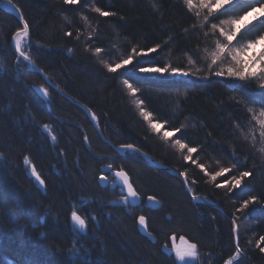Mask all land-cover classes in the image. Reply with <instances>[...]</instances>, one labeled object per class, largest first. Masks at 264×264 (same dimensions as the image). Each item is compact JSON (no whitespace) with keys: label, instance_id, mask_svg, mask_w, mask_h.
Wrapping results in <instances>:
<instances>
[{"label":"trees","instance_id":"1","mask_svg":"<svg viewBox=\"0 0 264 264\" xmlns=\"http://www.w3.org/2000/svg\"><path fill=\"white\" fill-rule=\"evenodd\" d=\"M12 2L30 27L23 50L52 82L91 108L107 140L132 144L151 160L185 172L190 192L218 207L192 201L179 177L105 142L79 106L50 88L27 62L17 60L11 38L21 23L0 7V264H178L172 251L164 249L171 248L173 236L198 245L199 264H224L237 245L242 253L234 264H264V154L258 151L264 142L258 121L252 122L240 103L244 98L258 115L261 104L248 103V98L262 99L259 82L233 89L223 82L228 78L206 75V49L216 39L205 40L210 25L202 28L183 0ZM260 4L264 0H236L233 7L247 10ZM97 7L115 15L97 13ZM259 20L264 18L241 31ZM256 35L245 34L232 47L238 49ZM157 45L161 47L155 52L148 51ZM134 48L146 54L144 62L137 63ZM106 64L122 67L110 72ZM165 64L203 70L188 77L139 71ZM124 80L138 90L135 96ZM35 87L49 95L40 96ZM141 100L159 133L140 115ZM164 132L171 138L163 139ZM175 139L197 149L193 159L205 170L183 160L187 153L174 145ZM104 165L125 170L143 201L152 195L161 205L148 209L143 202L131 208L120 201L116 190L97 181ZM232 165L236 168L230 173L211 180L210 173ZM32 166L44 188L33 179ZM242 171L250 175L239 187L229 191L219 186L233 183L232 177ZM251 196L258 203L241 209ZM73 210L85 218L84 232L71 224ZM141 215L147 220L146 234L138 229Z\"/></svg>","mask_w":264,"mask_h":264},{"label":"snow or ice","instance_id":"2","mask_svg":"<svg viewBox=\"0 0 264 264\" xmlns=\"http://www.w3.org/2000/svg\"><path fill=\"white\" fill-rule=\"evenodd\" d=\"M12 0H0V4H4L5 6L10 5ZM67 3L75 4L78 0H66ZM185 7L188 11L194 15L197 21L200 22L202 28H209L208 32L204 33L205 40L207 41L209 37L215 36L216 39L210 42L209 47L211 50L206 49V57L204 60V64L207 67V76H211L214 78H228L223 82L230 84L233 89L240 88L243 86L250 85L253 81L259 82V95L262 99H257L255 97L248 98V103H260L261 107L257 111L249 108L247 103L244 102V98L241 99L240 103H244L247 112L252 114V122L258 121L259 123V137L260 141L264 142V48H261L259 54L257 55L255 52L247 59L241 56V53H246L249 49H253L255 45L261 44L264 42V35L259 34L262 30H264V20H259L257 24H252L247 28H244L241 31L242 22L244 18L248 16L249 11H259L262 17H264V4H260L258 9H252L251 6H247V10L240 8L239 6L233 7L236 4V0H183ZM256 3L259 4V0H256ZM19 12V10L17 9ZM95 12L101 13L104 16L115 15L114 13L102 12L101 8H95ZM228 13H237L234 17L220 21L219 23H212V21H218L221 16H226ZM242 13V14H239ZM19 19L23 21L22 25L15 31L13 35V39L15 41V50L19 53L17 60L23 58L24 61H28L29 64L34 65V61L31 58L30 53H26L23 49L25 47V41L30 36V27L28 21L24 18L23 14H19ZM227 25V27H225ZM192 31L196 30V26L194 25L191 29ZM255 31L257 35L255 38L250 39L242 48L236 49L233 48L232 45L237 43L239 38L244 36L245 34H251ZM239 33V36H238ZM69 36L72 33H68ZM30 47V46H29ZM160 45H157L156 48L149 49V52H155L157 48H160ZM68 51H72L69 49ZM97 53L101 52V49H96ZM132 52L139 57L137 63L144 62L145 53L137 52L134 48ZM197 58H199V54L196 53ZM230 57V59H228ZM132 59L130 56L128 60H124L123 64H128ZM227 61V62H226ZM110 72H114L116 68H121V64H117L115 68L112 67L111 64L105 65ZM203 69H196L193 71L191 68H178L172 67L169 64H165L163 67L156 68H141L139 69L142 73H157V74H168L170 76H183L188 77L189 75L196 76ZM46 75V73H45ZM123 84L126 86L129 93L133 96L137 93V89L133 87L128 80H124ZM43 94L48 96V90L43 89ZM140 106V115L147 121L149 127L159 133L160 128L157 124L153 123V115L151 112L146 111L144 108V102L137 101ZM94 120L96 119L93 114L92 117ZM250 122V123H252ZM45 130L51 131L50 126L45 124L43 125ZM177 133L184 135L181 132V129H176ZM255 132V127H252L250 135ZM163 139L168 140L171 138V133L164 132ZM247 138V137H246ZM52 139L55 140L56 137L53 135ZM87 136H85V141H87ZM253 147H255L256 137L253 135ZM174 145L179 148L182 152H186L187 154L183 156V160L191 161L193 164H197L201 170L204 169V165L200 164L197 160L193 159V154L197 153L196 148H190L187 144L182 143L180 139H175ZM121 149L124 150H132L137 151L135 146L132 144L121 145ZM261 154H264V147L258 149ZM2 155V154H0ZM235 159V153L232 154ZM28 157H25V161H28ZM186 166V165H185ZM106 167L111 170V165H106ZM236 168V165H232V168H224L221 167L218 171L214 173H210V178L212 181H215L217 177L223 176L225 173H230L233 169ZM32 175L36 177V180L39 184L43 185L45 181L40 178V175L37 173L36 167L32 166L31 168ZM178 175L184 177L183 183L188 184L187 174L185 172H178ZM250 173L248 171H242L238 176H233V183H225L224 185H219L220 187H226L229 191L233 188L239 187L241 182L245 177H248ZM115 176L120 178L122 181V187L127 188L128 194L131 197H137V192L134 190L132 183L130 182L129 176L123 170L117 171ZM100 179L102 181H106V176H101ZM188 191H193L192 188H189ZM194 199L196 197H193ZM125 200L128 197H124ZM151 200L155 201V197H150ZM258 203L257 198L255 196H251L249 199L243 201L241 205V209H246L249 204ZM71 221L75 222V224L79 225L81 229H84L86 220L82 218L80 214H78L77 210H73L71 212ZM235 223V220L233 221ZM139 224L141 226L146 225L145 216H139ZM183 239V238H182ZM261 239H264L262 237ZM78 242V241H77ZM175 247V255L177 260L181 262H185L186 258H198V245L196 243H187L185 242L183 246H174ZM74 252H78V249H73ZM242 250L239 245L236 246V255L225 260L224 264H234L239 256L241 255Z\"/></svg>","mask_w":264,"mask_h":264},{"label":"water","instance_id":"3","mask_svg":"<svg viewBox=\"0 0 264 264\" xmlns=\"http://www.w3.org/2000/svg\"><path fill=\"white\" fill-rule=\"evenodd\" d=\"M0 7L3 8V9H5V10H8V11L13 12V13L18 17V19H19V14H20L21 12H20V10L18 9V7H17L13 2H11V4H10V5H7V6H5L4 4H0ZM17 9L19 10V12L17 11ZM19 21H20V23H21V25H22L23 21H21L20 19H19ZM27 39H28V38H27ZM27 39H26V40H27ZM11 45H12V47H13V49H14V51L16 52V55H17V57H18V56H19V53L15 50V41H14V39H13V36H12V38H11ZM20 59L23 60V58H20ZM25 62L28 63V61H25ZM28 64H29V63H28ZM29 65H30L33 69H35V70L40 74V76L43 78L44 82H45L50 88H52L54 91H56L58 94H60V95L63 96L64 98L68 99V100L71 101L72 103H74V104H76L77 106H79V107L84 111V113H85V114L87 115V117L89 118L90 122L92 123L93 127L95 128V130L97 131V133L99 134V136H100L105 142H107V143H108V144H109L114 150H116V151L124 150V149H121V148H120L121 145H114L113 143H111L109 140H107V139L103 136V134H102V132H101V130H100V128H99V125H98L97 120H96V119L94 120V119L92 118L94 112L91 110V108H89L87 105L83 104L82 102H80V101L77 100L76 98L70 96V95L67 94L65 91H63V89H61V88H60L59 86H57L54 82H52V81L49 79V77H48L47 75H45V72H44V71H43V70H42V69H41L36 63H34V65H33V64H29ZM35 90L37 91V93H38L40 96H42V97L44 96L43 92H42L39 88L35 87ZM135 149H137V151H134V152H136V153L141 157V159L144 160L146 163L150 164L151 166H153V167H155V168H160V169L166 170V171H168L169 173H171V174H173V175L179 177L180 180L182 181V184H183V187H184L185 191L188 193V195L190 196V198H191L192 201L195 202V201H197V200H200V201H202V202H204V203H207V204H210V205H213V206L218 207L214 202H212L210 199L206 198L205 196H202V195H193L190 191H188V186H187V184H184V183H183L184 177L179 176L177 170H175V169H173V168H171V167H169L168 165H165V164H163V163H159V162H155V161L151 160V159H150V158L144 153V151H142L140 148H138V147H136V146H135ZM117 171H120V170H119V169H111V170H109V169L106 167V165L102 166V167L100 168V172H101V174H100V176L97 178L98 183H99L102 187H108V188H110V189H112V190H116L118 194H120V195H122V196H124V197H128V199L126 200V203H127V205H128L129 207H131V208L141 206V204H142L143 202H144L145 207L148 208V209H157V208L161 205V202H160L157 198H155V201H153V200L150 199V197H154V196H152V195L147 196V197L144 199V201H143L142 196L136 191V189H135L134 186H133V188H134V190L137 192L138 195H137V197H131V196L128 194L127 188L122 187V181L120 180V178H118V177L115 176V173H116ZM123 171L126 172L125 170H123ZM126 173H127V172H126ZM127 174H128V173H127ZM102 175H103V176L108 175V177L106 176V177H107V180H106V181H102V180L100 179V177H101ZM32 176H33V175H32ZM128 176H129V179H130V182H131V177H130L129 174H128ZM33 178H34L35 181L39 184V182L36 180V177L33 176ZM40 178H41V177H40ZM41 179H42V178H41ZM131 183H132V182H131ZM132 185H133V184H132ZM39 186L44 187V186H45V183H44L43 185L39 184ZM193 197H196V198L194 199ZM78 214H79V213H78ZM80 215H81V214H80ZM82 218H83V217H82ZM231 221H232V226H233V234H234V236H236V231H235V229H236V225H235V223H233V220H231ZM71 224L73 225V227H74L77 231H80V232H84V231L87 229V223L85 224L84 229H81L80 226L77 225V224H75V222H73V221H71ZM138 229H139L142 233L146 234L147 221H146V225H145V226H141V225L139 224V219H138ZM182 238H183V239H182ZM185 242L189 243V242L186 240V238H184V237L179 238L178 241H177L176 238L173 236V237L171 238V247L174 249V248H175L174 246H181V245H183V243H185ZM235 244H237V242H236V238H235ZM164 249H166V248H164ZM235 255H236V251H235V253H234L233 256H235ZM233 256H232V257H233ZM240 256H241V255H240ZM240 256H239V257H240Z\"/></svg>","mask_w":264,"mask_h":264},{"label":"rangeland","instance_id":"4","mask_svg":"<svg viewBox=\"0 0 264 264\" xmlns=\"http://www.w3.org/2000/svg\"><path fill=\"white\" fill-rule=\"evenodd\" d=\"M255 9H258V8H255ZM260 18H264V17L261 16L259 11H250L248 16H246L244 18V21L242 22V26L246 25L247 23H249V22H251V21H253L255 19H260ZM225 27H227V25H225ZM243 46H244V44L239 46L238 49L242 48ZM261 48H264V42H262L261 44L255 45L253 49H249L246 53L242 52L241 56L243 58L247 59V57L251 56L253 54V52H255L258 55L260 50H261ZM158 127H160V126L158 125ZM120 201L125 202L126 200L124 199L123 196H121V200ZM183 245H184V243H183ZM183 245H181V246H183ZM172 253H173V255H174L175 259H176V262L178 264H199V260H198L199 256L196 259H194V258H186L185 262H181V261L177 260V258H176L175 248L172 250Z\"/></svg>","mask_w":264,"mask_h":264},{"label":"bare ground","instance_id":"5","mask_svg":"<svg viewBox=\"0 0 264 264\" xmlns=\"http://www.w3.org/2000/svg\"><path fill=\"white\" fill-rule=\"evenodd\" d=\"M38 173V172H37ZM39 174V173H38ZM31 175H32V172H31ZM41 187V186H40ZM45 187V186H44ZM44 187H41V188H44Z\"/></svg>","mask_w":264,"mask_h":264}]
</instances>
